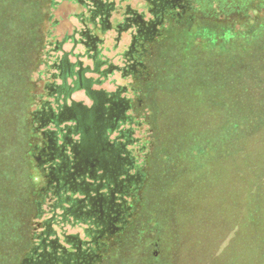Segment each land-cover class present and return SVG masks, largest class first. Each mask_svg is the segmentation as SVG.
Wrapping results in <instances>:
<instances>
[{
	"label": "trees",
	"instance_id": "obj_1",
	"mask_svg": "<svg viewBox=\"0 0 264 264\" xmlns=\"http://www.w3.org/2000/svg\"><path fill=\"white\" fill-rule=\"evenodd\" d=\"M64 2L79 5L74 16L81 27L58 40L56 11ZM145 2L150 20L126 0H32L30 7L11 14L10 20L16 23L12 34L26 42L15 43L9 37L5 46L0 42V68L9 61L3 73L0 69V80L12 90L15 84L21 86L22 63L27 61L24 70L30 76L38 55L47 77L42 93H30L29 87L28 109L23 102L18 107L15 120L22 122L25 117L28 130L21 134L18 126L13 149L0 150L1 177L12 190L5 193L23 213L24 222L33 220L22 248H0L2 264H115L120 253L133 250L146 255V250L158 247L166 226L171 228L173 246L183 245V236L172 228L174 216L181 214L175 203L178 195L183 202L189 198L198 202L205 184L216 183L220 176L225 236L236 229L222 262L264 264V56L253 60V71L249 62L245 66L240 62L245 57H223L221 67L210 63V80L194 77L198 84L190 82L186 90L183 75L189 72L174 74L169 67L165 74L157 75L156 70L154 75L152 66L162 52L159 48L174 40L171 45H180L178 51H182L179 58L188 60L184 68H191L195 59L204 56L202 51L213 45L207 37L193 35L194 31L212 32L211 25L218 24L236 32L234 19L241 14L244 18L257 15L255 30L263 25L259 20L264 0ZM114 13L123 14L121 22L113 24ZM175 31L186 38L173 39ZM110 32L115 35L109 47ZM126 33L129 42L121 50ZM67 42L72 43L71 49L65 47ZM78 46L84 51H76ZM168 51L159 56L170 64L177 55ZM116 73L127 83L114 79L113 90L103 87ZM80 91L91 104L74 98ZM162 91L170 94V101L180 100L181 113L197 103L195 97L209 102L206 112L197 124L187 118L183 123H167L158 97ZM220 91L223 103L213 105ZM16 94L20 98L19 93L8 97L2 90L4 118L13 116L8 107L15 103ZM94 109L97 118L89 126L83 116ZM112 133H117L114 139ZM31 170L40 174L41 183L34 182ZM203 194L207 197L204 190ZM80 226H85L88 239L67 231ZM207 251L212 254V247Z\"/></svg>",
	"mask_w": 264,
	"mask_h": 264
},
{
	"label": "rangeland",
	"instance_id": "obj_2",
	"mask_svg": "<svg viewBox=\"0 0 264 264\" xmlns=\"http://www.w3.org/2000/svg\"><path fill=\"white\" fill-rule=\"evenodd\" d=\"M31 4L32 0H0V42L4 46L5 42L8 41V37L10 38V40L12 39V41L15 43H18V40L19 42L23 43L26 42L25 38L21 39L15 36L16 33L12 34L14 30L12 29L11 32V28L15 27L16 23H12V21L10 20V16L12 13L16 12L18 8H22V6L30 7ZM216 7L217 3L215 2L213 3V8ZM248 9L250 11L252 8ZM79 10V5L74 4L72 2H64L57 9L56 17L60 20V22L55 29V34L57 35L58 40L63 39V37L67 33H73L74 28L77 26L76 23H73V20L78 22V20L74 16V13ZM256 16V14H252V17L249 16L247 18H244L243 14H241L240 19L235 18L234 22L236 23L237 27L236 32L229 30L227 26H218V24L211 25L213 28H215V30L212 32L208 31V29L199 28L194 31L193 35L200 37L202 35L204 37H207V39L211 41L213 45L212 43H209V46L212 45L211 48L202 51V54H204V56L195 59V61L193 62L194 64L191 66V68L188 69L184 68L185 65H187L186 62L188 61H185L184 59L187 58L185 56L184 59L182 57L179 58V53L182 54V51H178L180 45H171V43L174 41L173 40L170 42L169 45L161 46L159 49H162V52L161 50L160 53L158 52V54L155 56L156 60L154 57V62L152 65L153 72H155L154 75L156 74V70L157 75L165 74L167 70L165 68L169 67L172 69L171 71L174 74L183 73L187 71L189 73L183 75L186 80V90L190 82L194 85L198 84L194 77L202 79V77L206 76L207 78H209V72L210 74H212V66L210 65V63L216 62V65L218 67H221L224 63L223 59L225 57L227 58L228 55L234 56V58H237L238 56L245 57L241 59L240 62L243 64V66L246 65L245 62H249L251 64L249 70L253 71V60H256V57L264 56V49L262 48L264 47V12L261 15L262 19L259 20V22H261L263 25L253 30L254 26H256V23L253 21ZM223 17V15H220L221 19ZM243 19L248 20V22H243ZM175 32L173 33V39L175 38V36L179 38L178 40H180V38H186L184 34ZM113 37L110 38L111 45L114 44ZM128 42L129 38L125 42L124 34L120 43V48L122 44H127ZM218 42L222 43V45L218 46ZM69 43L70 42H67L65 46ZM175 43L176 42H174V44ZM70 44L71 47H66L67 49L72 48V43ZM172 46L173 49H171ZM31 49L33 50V47H30V51L33 54V51ZM166 51L174 52L177 55V57L174 58L173 62L170 64H167V62L162 57L160 58L163 52ZM187 53L188 52H185V54ZM113 54L114 53H111V55ZM0 55L1 58H3V55L1 53ZM35 57L37 58L36 61L32 62L35 64V69H33V72L32 74H30V76L28 73L25 74V71L28 68L27 61H24L25 63H22L20 67V69L23 70L21 72L20 79L21 86L15 84L13 85V88L16 89L12 90L11 88L9 89L6 84H4V80H0V150H4L2 147H4L5 149H13V146L11 144L16 142V129L18 126H20L19 128L21 130V134H23L24 132L26 133V131L28 130V121L27 119H25V117L21 118L22 122H17V119L15 120V118L18 117V107L21 105L22 102V107H24V109L26 110L28 109L27 104L29 105V87H31L32 91L30 93L33 94H40L44 91L43 85L44 79H46L47 77L45 74L46 72L44 70L43 64H39L38 62L40 55ZM72 58L75 59L74 56H72ZM8 63L9 61H5L4 66ZM24 64L27 66L23 67ZM4 66L0 68L1 73H3L2 71L5 68ZM24 68L26 69L24 70ZM207 71L208 76L206 73ZM114 75H111L106 83H111L112 85H114L110 81L114 79L112 78L114 77ZM192 78H194L193 81ZM210 79L211 75L209 80ZM116 82L117 81H115V83ZM2 90L4 91V93H6V96L8 97L9 95L13 94V92L20 94V98L17 96V94L15 97L12 98V102L15 103L9 104L8 107L10 108V111L13 116L7 115L5 118L3 117L4 104L6 103V101H2ZM221 92L222 91L218 92L219 96L217 100L215 102H211L213 105L217 104L218 106H220V104L223 103V99L220 98L222 97L220 94ZM158 97L160 106L164 113L163 120L167 123H169L170 121H173L175 123H183L185 122L184 120H186L187 118V120H190V124L192 122L194 124H197L202 118V113L204 114L206 112V107L209 103L208 101H200L201 97H195L197 103L192 106H186L188 112L181 113V104H179L180 100L173 99L170 101L171 96L166 91H162L161 93H159ZM88 100L90 99L88 98ZM147 111L148 110L145 109L143 113ZM196 116H198V118ZM145 129L146 128H144L142 131H145ZM143 134V136H146V132H144ZM157 160L161 162L159 158ZM3 169H6V167H4ZM31 173L32 176L35 175L34 170H31ZM1 176L2 170H0V248L3 250H11L10 248L14 246H16L17 248H22L24 246L23 241L28 239L31 230L33 229V220L31 218L30 220H28L27 223L24 222V215L22 212L19 213L18 206H15L16 215H14L15 207L9 199L10 196H7L5 193L12 190L6 185H4V181L6 180V178L2 179ZM221 180L222 177L220 176L216 183L207 182L205 184L207 186L205 187V189L203 188L201 192L202 198L199 199L198 202L196 201L195 203H193L194 200L192 202L190 198L183 202L181 195H178V202L175 203L177 204L176 207L179 208V213L181 214H178L177 217L174 216L175 226H172V228L173 231L178 229L177 231L179 232V234L183 236V245L173 246L169 236L171 228L168 229L166 226L164 228L166 233L163 234V237L161 238V244L157 245L158 247L154 246L153 248L146 250V255L144 253H134L133 250L132 254L120 253L117 256V260H114L113 262H115V264H211V262H213V264H215L214 262H217V264H223L222 259L224 258L225 254V246L228 241L235 236L236 229L228 231L227 236H225L227 230L226 223L224 221L225 214L222 210L223 206H219L220 197L222 198V196L224 195V187L223 185H221ZM203 190L207 193V197L204 196ZM5 196L6 198L4 200L3 197ZM12 198L14 197L12 196ZM182 208H184V210L181 211ZM163 216H168V212L167 215L163 214ZM15 240L16 244L14 243ZM187 243L188 245L186 246ZM211 247L212 254L208 253L207 251L210 250ZM214 247L215 250H213ZM193 248L195 249L193 250ZM2 254L3 253L0 251V264H2ZM14 256L16 260L18 254L15 253ZM137 257L138 259H136Z\"/></svg>",
	"mask_w": 264,
	"mask_h": 264
},
{
	"label": "clouds",
	"instance_id": "obj_3",
	"mask_svg": "<svg viewBox=\"0 0 264 264\" xmlns=\"http://www.w3.org/2000/svg\"><path fill=\"white\" fill-rule=\"evenodd\" d=\"M126 2H130V3H132V6H133L134 8H136V9L139 10V11L144 12V13H145V19H146V20H150V19H152V16L148 13V6H147L145 0H126ZM121 7H122V6H121ZM122 19H123V14H121V15H119V16H117L115 13L113 14V24L118 23V22H121ZM73 23H76V24H77V27H81V25H79L77 21L73 20ZM89 26L91 27V25H89ZM131 31L134 32V31H135V28L131 29ZM114 35H115V32H110V33L107 34V36H108V46H109V47L111 46V39H110V38H111L112 36H114ZM128 38H129V37H128V34L126 33V34H125V42L128 40ZM125 46H126V44H122V46H121V50H123V48H124ZM65 47H71V44L69 43V44L66 45ZM77 51H78V52H83V51H84V48H83L82 46H81V47H78V48H77ZM85 62L88 63V64L91 63V61H87V60H86ZM116 62H117V63H120L119 60H117ZM112 78L116 79V81H117L118 84H124V83H127V81H124V80H121V79H120V74H119V73H116V74L114 75V77H112ZM112 78H110V79H112ZM103 87H105V88H107V89H109V90H113L115 86L112 85L111 83H106V84L103 85ZM74 98H75L76 100H84L85 103H87V104H91V101L88 100V98L84 95L83 92H78V93H76L75 96H74ZM37 107H38V106H37ZM54 107H55V105H54ZM48 127L54 129L55 125H54V124H50ZM61 127H63V125H62ZM122 127H127V125H122ZM116 135H117V133H112V138L114 139ZM60 142L62 143V140H61ZM33 180H34V182H36V183H41V182H42V177H41L40 174L37 172V173L33 176ZM84 227H85V226H80V227H77V228H75V229H73V228H71V227H67V231H68L69 233L79 232V233L81 234V237H82L83 239H88V237L85 236L84 233H83V228H84ZM56 231H57V233H59V232H60V229L57 227ZM60 242H61L62 244L64 243L63 236H61V241H60ZM65 246L69 247L68 245H65Z\"/></svg>",
	"mask_w": 264,
	"mask_h": 264
},
{
	"label": "flooded vegetation",
	"instance_id": "obj_4",
	"mask_svg": "<svg viewBox=\"0 0 264 264\" xmlns=\"http://www.w3.org/2000/svg\"><path fill=\"white\" fill-rule=\"evenodd\" d=\"M108 79H109V78H108ZM110 81H111L112 83H114V82H113L114 79H113V80H110ZM85 95H86V94H85ZM96 118H97V109L91 110L90 113L85 114V115L83 116V119H85V121L88 122L89 126H90L92 123L95 122ZM86 134H87V136H86L87 145H88V147H91L90 144H91L93 141L90 139L92 135L89 133V130H88V129H87V131H86ZM95 140H96V136L94 137V142H95Z\"/></svg>",
	"mask_w": 264,
	"mask_h": 264
}]
</instances>
